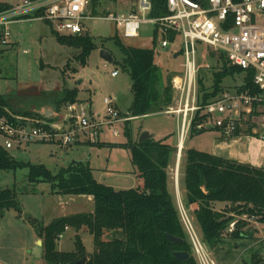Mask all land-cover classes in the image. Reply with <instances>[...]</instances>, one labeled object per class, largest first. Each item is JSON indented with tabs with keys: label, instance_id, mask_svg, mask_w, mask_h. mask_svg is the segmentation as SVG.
Instances as JSON below:
<instances>
[{
	"label": "trees",
	"instance_id": "16d2710c",
	"mask_svg": "<svg viewBox=\"0 0 264 264\" xmlns=\"http://www.w3.org/2000/svg\"><path fill=\"white\" fill-rule=\"evenodd\" d=\"M107 2L115 3L116 0H90L92 14L95 16L96 7ZM150 2L149 18L165 15L164 0ZM9 8V4L0 2V12ZM46 23L58 44L79 51L75 59L81 66H85L89 55L97 49L88 31L80 35L63 36L56 33L48 22ZM161 38L162 34L157 27L152 30L149 48L125 43V38L117 31L109 38L122 55L120 63L116 61L113 63L127 73L131 81L132 101L126 115L131 119L163 114L172 105L171 79L181 70H174L175 63L172 64L173 68L166 69L159 63L160 53L157 50L161 49L159 47ZM166 38L171 43L176 40V36L170 33ZM209 55L215 56L213 53ZM179 56L180 53L170 52L167 58L174 61ZM216 57L218 67L211 74L210 87H206L203 77L198 72V104L205 105L219 98L224 92L229 93L227 88L222 86L223 81L229 77L242 76L241 85L235 87L232 94L247 90L257 91L253 86V73L229 66L223 54ZM77 96V90H66L63 98L54 103L53 107L60 112L62 106L77 103ZM3 109L12 111L14 115L42 119L38 113L11 109L7 98L0 95V113L4 115ZM255 109L253 106V110ZM205 120L206 116L197 112L189 134L199 135L205 132L206 128L197 129V125ZM130 122L131 120L123 124V136L126 141L118 147L129 151L130 161L137 171L140 184L136 188L126 190H115L98 182L87 164L71 163L54 174L41 164L15 160L8 150L0 145V171L15 172L27 169L28 181L49 184L53 195L91 197L93 204L91 213H76L56 218L47 225L36 219L26 218L42 242L40 258L47 264H73L83 257L87 259L85 264H196L180 224L174 199L167 188L166 170L176 149L166 143L167 138L151 137L138 143V136L132 138ZM245 123L248 124L245 135L258 139L259 135L253 132L254 125ZM212 129L219 131L216 128ZM239 131L240 128L237 126L231 138H237ZM96 143L92 146L104 145ZM182 165L184 191L182 202L191 213L200 230L201 238L210 251L230 244L228 242L241 241L252 244L245 248L250 251L249 262L242 263L264 264V243L256 242L258 237L255 231L246 228L245 223L239 222L234 232L227 233L228 225L233 219L231 214L255 217L264 227V169L196 149H185ZM219 203L225 206L221 211L214 208ZM9 210L21 216V207L16 200L15 191L4 189L0 191V213ZM71 228L76 232L85 230L92 236L91 254L86 253L78 235L74 237L73 252L57 251L59 236ZM166 235L181 239L183 242L170 243ZM175 252H186L189 259L183 263L178 262L173 257Z\"/></svg>",
	"mask_w": 264,
	"mask_h": 264
},
{
	"label": "rangeland",
	"instance_id": "374dc122",
	"mask_svg": "<svg viewBox=\"0 0 264 264\" xmlns=\"http://www.w3.org/2000/svg\"><path fill=\"white\" fill-rule=\"evenodd\" d=\"M11 1L0 0L1 3ZM135 9H137V0H116L115 3L108 2L98 5L95 14L100 16L103 11L108 10L110 13L125 15ZM8 29V44L0 46V95L7 98L11 109L18 112L40 113L46 107H53L54 103L61 100L64 91L75 89L78 91L77 103H75L79 106L78 111H84L87 117L93 118L97 122L106 121L103 105L105 98L116 101L119 110L123 114H127L132 101L130 78L119 66L113 62L107 63L100 57V50H105L110 54L113 61L121 62L122 55L113 42L109 40L115 31L122 34L120 28H115L112 23L105 21H89L86 24V29L94 39L97 49L89 55L85 66H81L75 59L79 51L58 44L45 22L21 21L10 25ZM152 29L151 25L144 24L140 28L138 38L125 39L124 41L132 46L149 48ZM196 46L198 49L199 75L203 77L206 87H210L211 74L218 67L217 57H210L209 48L203 43H196ZM177 49L178 42L168 49L157 50L160 53L159 63L162 67L165 69L173 68L172 64L175 63L174 70H181V56L174 61L167 58L170 52L174 53ZM113 72H116L117 76H112ZM241 82L242 76L229 77L223 81L222 86L227 88L229 93H233L234 88L240 86ZM49 109H53L55 113L53 114L55 116L49 118L52 120L50 122H55L61 118L64 106L60 108V112H57L54 107ZM251 121L252 118H247L245 121L242 119L239 122L240 131L237 138L247 137L245 134L248 124L245 122L250 124ZM123 124L114 127L117 137L112 136L108 127L102 126L97 140L100 144H104L101 147L92 146L97 143L83 141L67 148H59L51 144H31L27 149L17 150L14 148L8 152L17 161L41 164L54 174L71 163L81 162L89 165L93 170L95 179L100 183L111 186L115 190L136 188L140 182L137 178V171L131 164L130 153L128 150L118 147L126 141L123 136ZM178 125L180 127V122ZM129 128L133 139L137 136L139 138L141 133H148L154 139L167 138V144L175 149L177 147L178 135H176L175 116H165L159 113L151 117L132 119ZM253 131L259 135V138L255 139L258 142L261 141V136L264 134L263 129L257 125ZM226 139L215 129L206 130L199 135L186 134L179 161L176 160L178 163L177 172L175 171L171 175L174 178L173 185L177 183L181 202L184 192L182 188V157L185 149H196L212 154L214 145L223 140L228 141ZM2 142L0 139V145ZM244 142H242L244 149H256L255 145H248L246 141ZM239 146L234 148L235 152L239 150ZM260 149L263 154L264 142ZM219 153L223 154L222 152ZM255 154H258L257 149ZM261 155L252 160L258 166L254 167L264 169V155ZM174 157L175 153L171 155L170 162L173 161ZM4 189L15 191L16 200L22 205L26 215L19 217L12 210L4 211L3 216L0 213V264H47L41 258H34L30 254L35 247L36 234L26 221L25 216L30 218L28 215L30 213L39 222L47 221V218H43L46 215V211L43 212V203L54 205L57 211L54 216L60 214L61 211L57 208L56 202L52 203L49 199L52 195L50 185L42 182L30 183L28 170L21 169L15 172L0 171V191ZM168 190L174 196L170 181H168ZM54 196L56 195L52 197ZM68 197L60 196L62 200L67 202L66 213L68 214L86 212L93 208L92 202L86 203L88 205L79 202L73 204L69 202L71 200ZM53 199L56 201L58 198L54 197ZM224 207L220 203L214 206L215 210L218 211L223 210ZM39 216H42L43 221L38 219ZM193 224L198 235L201 236L195 221ZM76 235L79 236L86 253L91 254L93 252L92 236L85 230L76 232L72 228L65 231L57 240L56 248L59 252H73ZM228 243L230 244L223 246L218 252H212L217 264L249 262L250 251L245 250V248L247 249L252 244L241 241Z\"/></svg>",
	"mask_w": 264,
	"mask_h": 264
},
{
	"label": "built area",
	"instance_id": "2783aa9c",
	"mask_svg": "<svg viewBox=\"0 0 264 264\" xmlns=\"http://www.w3.org/2000/svg\"><path fill=\"white\" fill-rule=\"evenodd\" d=\"M9 5L8 10L0 12V46L8 44L10 25L32 20L48 22L56 33L63 36L86 32L89 21H105L120 28L125 39L138 38L141 26L148 24L160 30L163 37L159 41L161 49L178 42L174 53H180L182 58L181 72L171 79L172 105L163 113L180 117L177 162L183 140L197 112L206 116L197 129L216 128L227 139H231L239 122L247 118H252L250 124L254 128L258 125L264 133V0H164L165 15L156 18L148 17L150 0H137V9L125 15L106 10V14L100 16L92 14L90 0H12ZM169 33L176 36L174 43L166 38ZM196 43L206 45L209 54H223L229 66L253 73V86L257 91L224 92L205 105L198 104ZM112 76H116V72ZM103 105L106 119L103 122L78 111L77 104L64 106L61 118L55 122L22 117L3 109L5 114L0 113L1 146L6 150H21L31 144L67 148L83 141L96 143L102 126L108 127L112 136L117 137L114 127L132 119L126 116L128 114L120 116L111 98H105ZM261 141L264 142V134ZM176 209L195 263L217 264L213 253L198 235L193 217L178 199ZM231 217L228 234L242 222L256 232V242L264 243V227L255 217L234 214Z\"/></svg>",
	"mask_w": 264,
	"mask_h": 264
},
{
	"label": "crops",
	"instance_id": "0c3cea01",
	"mask_svg": "<svg viewBox=\"0 0 264 264\" xmlns=\"http://www.w3.org/2000/svg\"><path fill=\"white\" fill-rule=\"evenodd\" d=\"M5 3H7V4H11L12 3V1L11 2H5ZM33 21V20H32ZM46 23V22H45ZM47 24V23H46ZM117 76V75H116ZM112 101H113V105H114V108L120 113V114H123L120 110H119V107L117 106L118 105V103H116V101L114 102V100L112 99ZM49 108H52V107H46L45 108V110L43 111V112H40V113H38L41 117H42V119H49V118H51V117H53V116H55V115H53V114H55L54 113V110L53 109H49ZM44 115V116H43ZM164 115V114H163ZM155 116V115H154ZM165 116H171V115H165ZM172 116H175V115H172ZM149 117H151V116H149ZM176 117V132H177V134L176 135H178V131H179V125H178V122H180V117H178V116H175ZM244 141H246L247 142V144L248 145H252V146H256V149H257V152H258V154H255V152H256V149H254V150H251V149H244V146L242 147V142H244ZM245 143V142H244ZM262 144H263V142H261V141H257L255 138H248V137H239V138H233V139H230V140H228V141H221V142H218L217 144H215L214 145V152H212V155H215V156H218V157H223V158H227V159H231V160H235V161H238V162H240V163H244V162H246V163H248V164H250V165H252V166H256V167H258L255 163H254V161L252 160V159H256V158H258V156H260L261 154H260V150H258V149H260L261 148V146H262ZM176 145H178V138H177V143H176ZM240 145V146H239ZM183 146V145H182ZM239 146V150L237 151V152H235L234 151V148L235 147H238ZM71 148V147H70ZM242 149H244V150H242ZM219 152H222L223 154L221 155ZM239 155H241V159H240V157H239ZM176 160H177V152L175 153V157H174V159H173V161L172 162H169V166H168V168H167V170H166V172H167V176H168V180H167V188H168V181H170L171 183H172V186H173V193H174V196H172L173 197V199H174V203H175V200H180L181 198H180V194H179V192H178V190H177V183L175 184L174 183V185H173V180H174V178L171 176L172 174H173V172H177V169H178V163L176 162ZM260 168V167H259ZM171 176V177H170ZM177 181H178V174H177ZM176 187V188H175ZM169 191V190H168ZM184 193V192H183ZM53 196V194L51 195V197H49V199H50V201L52 202V203H54V202H56V206H57V208H59V210L61 211L60 212V214H58V216H54V213L55 212H57L56 211V209H55V207H54V205H51V204H47V205H45L44 203L42 204V207H43V212L45 213V211H46V215L43 217L44 219L45 218H47L48 220L47 221H43V218H42V216H39L40 218H38V219H42V223H43V225H47V224H49L52 220H54V219H56V218H60V217H65V216H68V215H71V214H68V213H66V209H67V202L66 201H64V200H62V198H60V196L59 195H56V196H54V197H57L58 199L56 200V201H54V197H52ZM59 196V197H58ZM69 198V200H71V201H69V202H71V203H73V204H75V203H83V204H86V203H91L92 201H91V197H87V196H69L68 197ZM182 200H183V196H182ZM181 201V200H180ZM71 205V204H70ZM86 205H88V204H86ZM20 207H21V215H26V213L23 211V208H22V205H20ZM49 207H50V209H49ZM44 208H46L45 210H44ZM48 209V210H47ZM81 209H83V208H81ZM50 210V211H49ZM88 211V210H87ZM80 212V213H91L92 212V208H91V210L90 211H88V212ZM8 212V211H7ZM50 212V214H48ZM3 214L4 213H2L1 214V216H3ZM72 214H74V213H72ZM76 214V213H75ZM28 215H29V217L31 218V217H33V219H35V217L34 216H31L30 215V213H28ZM27 217L25 216V219H26ZM67 230H69V229H67ZM66 230V231H67ZM86 232V231H85ZM38 241H40L38 238H37V236H36V239L34 240V245H35V247H36V245H37V242ZM34 247V248H35ZM32 251L33 250H31V252H30V254L32 255ZM57 251H59L58 249H57ZM35 258V257H34Z\"/></svg>",
	"mask_w": 264,
	"mask_h": 264
},
{
	"label": "water",
	"instance_id": "95a60500",
	"mask_svg": "<svg viewBox=\"0 0 264 264\" xmlns=\"http://www.w3.org/2000/svg\"><path fill=\"white\" fill-rule=\"evenodd\" d=\"M100 57L107 63H112L113 59L110 56V54L105 51V50H100ZM211 127H207V130H211ZM151 138V135H149L148 133H141L139 135L138 138V143H141L147 139ZM166 239L173 244H182L183 240L172 237L170 235H166ZM41 246H42V242L38 241L36 247L33 249L32 251V256L35 258H40L41 257ZM220 249H216L214 250L213 253L218 252ZM173 257L178 261V262H186L189 259V254L186 252H175L173 253ZM87 261V259L85 257H83L81 260L73 263V264H85Z\"/></svg>",
	"mask_w": 264,
	"mask_h": 264
},
{
	"label": "bare ground",
	"instance_id": "6f19581e",
	"mask_svg": "<svg viewBox=\"0 0 264 264\" xmlns=\"http://www.w3.org/2000/svg\"><path fill=\"white\" fill-rule=\"evenodd\" d=\"M258 150H260L261 151V149H258ZM260 154H262L261 152H260ZM264 155V153L261 155V156H263ZM178 157H180V156H178ZM239 157H240V159H241V155H239ZM179 159V158H178ZM179 161V160H178Z\"/></svg>",
	"mask_w": 264,
	"mask_h": 264
}]
</instances>
